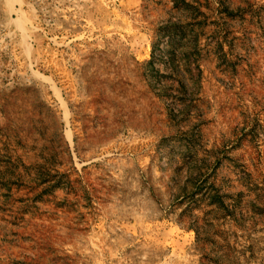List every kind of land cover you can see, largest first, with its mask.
I'll use <instances>...</instances> for the list:
<instances>
[{"label":"rangeland","instance_id":"rangeland-1","mask_svg":"<svg viewBox=\"0 0 264 264\" xmlns=\"http://www.w3.org/2000/svg\"><path fill=\"white\" fill-rule=\"evenodd\" d=\"M0 264H264V0H0Z\"/></svg>","mask_w":264,"mask_h":264}]
</instances>
